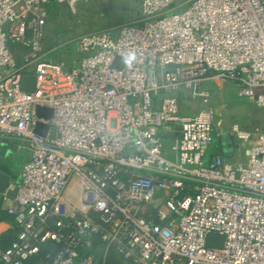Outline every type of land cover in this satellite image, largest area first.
Here are the masks:
<instances>
[{"label": "built area", "instance_id": "1", "mask_svg": "<svg viewBox=\"0 0 264 264\" xmlns=\"http://www.w3.org/2000/svg\"><path fill=\"white\" fill-rule=\"evenodd\" d=\"M89 1L0 0V137L28 155L6 210L18 236L0 264H104L110 251L135 264H264V131L233 126L247 162L232 167L208 157L209 94L196 113L178 105L214 75L264 109V0H138L137 22L78 39L80 61L43 58L46 6ZM130 52L131 65L113 66ZM171 125L180 133L167 155ZM209 234L223 246L206 247ZM46 244L57 251L42 254Z\"/></svg>", "mask_w": 264, "mask_h": 264}, {"label": "rangeland", "instance_id": "2", "mask_svg": "<svg viewBox=\"0 0 264 264\" xmlns=\"http://www.w3.org/2000/svg\"><path fill=\"white\" fill-rule=\"evenodd\" d=\"M173 7L174 5L168 7L167 12ZM46 10L47 20L43 27L40 54L53 63H63L66 66H71L73 62H78L84 57L78 46L80 37L113 31L122 25L135 23L141 14L138 0H91L72 9L54 3L46 6ZM173 13L174 11L169 12L165 16ZM213 76L209 75L192 89L178 93L179 113L187 115L198 112L204 107L199 95L202 92L208 93L215 113L212 146L221 147L224 154L230 158L232 167L244 165L247 162V151L243 143L235 137L232 128L236 126L238 131L249 134L256 130L264 131V109L247 99L239 98L236 85L232 81H213ZM179 133L176 125H171L163 131L167 155H170V147ZM101 247L103 246L90 251L97 259L98 256L101 257ZM118 261L123 264H135L124 262L122 258Z\"/></svg>", "mask_w": 264, "mask_h": 264}, {"label": "crops", "instance_id": "3", "mask_svg": "<svg viewBox=\"0 0 264 264\" xmlns=\"http://www.w3.org/2000/svg\"><path fill=\"white\" fill-rule=\"evenodd\" d=\"M18 141L10 138L0 137V172L9 177V185L4 193H0V236L11 229L8 222V213L6 210L12 204V196L14 193L13 185L19 177V173L23 163L27 160L28 155L25 151H16ZM210 156H221L224 161L230 165V158L222 151L221 147L212 146L208 151ZM4 194V195H1Z\"/></svg>", "mask_w": 264, "mask_h": 264}, {"label": "water", "instance_id": "4", "mask_svg": "<svg viewBox=\"0 0 264 264\" xmlns=\"http://www.w3.org/2000/svg\"><path fill=\"white\" fill-rule=\"evenodd\" d=\"M124 64H125L124 59L119 57H117L113 62V66L119 69L123 68ZM78 68H79V64L76 63L74 65V69H78ZM21 86L25 90L28 91L32 90L34 87V78L32 76L24 77L22 79ZM36 114L38 118H44L46 120H49L52 116V111L51 109L36 107ZM47 130H48V126H42L41 124H38L35 129V132L41 135L42 137H45ZM8 185H9V177L0 172V193H4ZM223 243H224L223 236L218 234H209L207 235L205 240V246L208 248H221L223 246Z\"/></svg>", "mask_w": 264, "mask_h": 264}, {"label": "trees", "instance_id": "5", "mask_svg": "<svg viewBox=\"0 0 264 264\" xmlns=\"http://www.w3.org/2000/svg\"><path fill=\"white\" fill-rule=\"evenodd\" d=\"M54 3L55 2H50L47 6H51ZM164 144H165V138H164ZM208 157L211 158L213 156H210V154H209ZM7 220L11 224V229L8 232H6L0 236V249H2V250L9 248L11 246V244L14 241H16L17 236H18V230L15 227L13 217L9 215ZM100 246H103V244L100 242V240L96 239L95 243H94V247L92 250H95V249L99 248ZM57 249H58V247L54 244H46L42 248V254H46V253H52L53 254L57 251ZM119 258L121 259V257L116 252L110 251L104 259V264H123L122 262L120 263L118 261ZM101 260H102V257L98 256L97 261L100 262ZM34 263H38V259H35V261L32 262V264H34Z\"/></svg>", "mask_w": 264, "mask_h": 264}, {"label": "clouds", "instance_id": "6", "mask_svg": "<svg viewBox=\"0 0 264 264\" xmlns=\"http://www.w3.org/2000/svg\"><path fill=\"white\" fill-rule=\"evenodd\" d=\"M136 59V55L134 52H130L126 57H124V62L127 65H131V63Z\"/></svg>", "mask_w": 264, "mask_h": 264}]
</instances>
